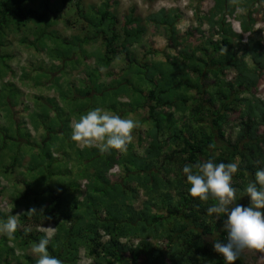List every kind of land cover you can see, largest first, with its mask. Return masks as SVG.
Wrapping results in <instances>:
<instances>
[{
    "label": "trees",
    "instance_id": "obj_1",
    "mask_svg": "<svg viewBox=\"0 0 264 264\" xmlns=\"http://www.w3.org/2000/svg\"><path fill=\"white\" fill-rule=\"evenodd\" d=\"M72 3L83 28L92 34L70 43L48 29ZM262 3L238 0L242 11L236 16L241 29L237 33L228 21L237 14V5L215 0L205 20L211 34L217 30L220 38H208L198 30L201 44L194 46L188 42L189 33L186 38L180 36L177 23L182 14L178 10L162 9L144 20L134 9L120 16L117 0H102L88 9L83 0H0V110L8 123L0 125V193L8 190L2 181L9 183L16 169L25 168L23 187L13 188L7 203L14 213L43 208L42 214L32 217L20 213L23 229H17L11 243L6 236L0 240V264H12L9 256L16 257L8 245L28 251L42 238L39 229L44 226L55 227L48 251L63 264H78L82 248L91 264H225L213 244L215 240L227 243L226 217L216 220L207 215L212 201L201 202L190 195L182 170L186 164L209 158L215 163L235 162L238 171L233 187L244 195L258 168L264 167L257 164L264 160V102L246 96L264 76V38L254 17ZM148 26L168 32L169 46L179 51L178 58L136 67L131 49L146 35ZM24 29L33 40L24 37L20 42L47 52L60 63L53 68L60 74L68 64L73 69L79 62L86 65L90 57L98 68L108 69L118 58L129 66L109 85L100 83L97 69L87 67V80L81 82L79 94L93 99L94 105L85 102L78 109L60 88L63 75L57 78L53 86L59 98L36 99L28 116V125L41 132L35 138L26 122L15 119L13 108L21 102L22 90L5 81L12 59L8 36L20 35ZM91 44L100 45L89 53L84 46ZM79 52L82 56L76 59ZM230 72L237 73L235 82L224 80ZM45 76L40 74L38 79ZM121 98L129 102L122 103ZM94 100L112 112L147 110L150 142L142 147V154L134 152L132 143L125 153L112 150L102 155L96 148H80L71 140L72 119L97 107ZM234 112L239 113L235 138L226 132ZM139 141H144L141 136ZM55 153L73 162L78 169L74 178ZM115 167L122 174L112 180ZM6 219L0 212V221ZM23 257L27 262L19 264H36V259ZM235 264H247L242 253Z\"/></svg>",
    "mask_w": 264,
    "mask_h": 264
},
{
    "label": "rangeland",
    "instance_id": "obj_2",
    "mask_svg": "<svg viewBox=\"0 0 264 264\" xmlns=\"http://www.w3.org/2000/svg\"><path fill=\"white\" fill-rule=\"evenodd\" d=\"M102 0H83V5L86 9L90 8V6H98ZM119 2V15L123 16L129 12V10L134 9L135 14L140 16L144 20L158 11L165 10H178L182 14V18L178 19L177 28L180 33V36L183 38L187 37L189 33V40L194 46L200 45V36L203 32L206 37H213L214 40H219L220 36L218 35V31H213L211 34V30L209 29L208 23L205 20V17L208 16L214 6L215 0H117ZM32 5V4H31ZM198 11V13H197ZM241 12L237 13L235 16L228 18V21H231L233 24V28L237 33L241 32L240 24L238 21L237 15H240ZM256 19V29L262 31V37L264 38V3L260 4L254 15ZM69 21L70 23H67ZM33 24H30L31 27ZM83 22L79 19L78 14L75 12L74 4H70L63 9L62 13L59 14V21L51 28L48 29V32L56 31L57 36L62 39H65L66 42H73L75 38H85L92 34V31L85 27ZM200 30L201 32H199ZM25 32L18 35L17 33L9 34L8 36V44L11 43L10 47H8L7 51L12 56V59L9 60V64L11 66V73L8 74L5 81H9L17 85L23 92L21 102L13 108L15 119L18 122H26L31 131V134L35 138H39V133L35 132L32 126L28 125V116L34 110V102L38 98H59V94L57 90L54 88L53 84L55 80L62 76L59 85L62 91L65 93H69V97L74 99L75 109L81 108L85 102L91 105L93 99L83 97L79 94V91L82 90V81L87 80V73L89 70L87 67L91 69H97L100 74V83L103 84H112V82L118 80L123 72L128 68V62L124 61L123 58H118L110 68H98L96 66L95 59L90 57L87 60L86 65L84 63L79 62L76 68H72V65L67 66L65 70L61 72V74L57 70H53V68L60 66V63L47 54L43 49L29 47V44H22L20 41L22 38H29V41L33 40V37L30 36V31L24 29ZM47 45L49 47H53V42L47 41ZM100 44H91L84 46V49L92 53L95 49H97ZM240 50V48H239ZM134 59L136 60V64L151 67L156 63L166 62L168 57L170 58H178V50H174L169 46L168 42V32L165 29H156L153 26H148V32L141 39L140 43L135 44L131 49ZM237 51V47H236ZM241 52V51H240ZM81 53H78V56L75 57L81 58ZM88 65V66H87ZM135 69V68H134ZM47 73L48 76L43 77V79H38L40 74ZM237 78L236 72H230L225 74L224 80L235 82ZM40 81V83H37ZM215 82L214 80L211 83ZM1 86V82H0ZM76 90V91H75ZM71 91V92H69ZM260 99L264 102V76L259 78L258 87L253 88L251 93L248 92L246 96H252ZM138 98V96H136ZM122 103H128L129 100L126 98L119 99ZM95 106L98 105V100H94ZM81 105V106H80ZM94 106V107H95ZM97 107H100L98 105ZM96 108V107H95ZM90 109H94L91 107ZM105 109V108H103ZM106 111L120 115L122 118H131L135 121L139 122V127L134 129L133 136L134 140L132 144L134 145V152L137 154H142V147H147L149 144V140L147 139V133L150 129V124L147 122V110L139 109L137 112H131L126 114L128 108L123 111L112 112L107 109ZM4 111L0 110V125H8L6 119H4ZM177 118H183L181 115H176ZM239 118V113L234 112L233 116H231L232 123L227 128V135L235 138L238 129L235 127L236 121ZM73 120V119H72ZM140 136L143 138V142H140ZM81 148V147H80ZM125 153V152H124ZM55 158L59 160L61 163L67 165V169L72 171V176L77 175L78 169L73 165V162H69L64 154L55 153ZM67 161V162H66ZM118 166V165H117ZM22 172H25V168H19L14 171L11 175V179L8 182L2 181V186H7L8 190L0 193V212L6 215V218L9 214H17L22 213L24 210L13 212V207L7 203L8 199L11 197V193L14 192L13 188H22L24 182V175ZM112 173H116L114 176L111 175L112 180H116L119 174H122L121 168L115 167ZM67 179V176H64ZM14 184H17V187H13ZM84 183L83 189L84 191ZM140 203L137 204L139 206ZM5 220H1L0 223H3ZM47 227V226H45ZM53 227V226H52ZM23 229V227H20ZM55 236V235H53ZM4 235L0 234V240L3 239ZM10 248H13L14 256H9L8 261L12 264H19L20 262L26 263L27 261L23 256L27 255L33 259L35 257L31 253V248L27 251L21 249L17 245L10 244L8 245ZM86 250L84 248L81 249L80 259L78 264H91V260H89L85 254ZM252 251L245 253V255H250ZM20 260V261H19Z\"/></svg>",
    "mask_w": 264,
    "mask_h": 264
},
{
    "label": "clouds",
    "instance_id": "obj_3",
    "mask_svg": "<svg viewBox=\"0 0 264 264\" xmlns=\"http://www.w3.org/2000/svg\"><path fill=\"white\" fill-rule=\"evenodd\" d=\"M230 3L237 5V13L242 11L238 0H230ZM70 127L71 140L77 146L96 148L103 155L112 150L126 152L134 140L133 131L139 127V122L96 107L80 115L78 119L73 118ZM210 147L215 148V145ZM257 164H264V160L257 161ZM182 171L190 185V195L201 202L212 201L206 209L207 215L216 220L226 217L223 228L227 233V243L215 240L213 244L214 251L224 257L225 264H235L245 250L264 252V167L258 168L255 180L249 182L244 189L246 196L250 198L248 206L236 203L237 189L232 182L238 171L237 163H215L209 158L186 164ZM42 213L43 208L37 210L32 207L23 214L32 217ZM19 215L21 214H9L0 223V234L6 236L10 243L20 227ZM39 231L43 233L42 238L31 246L36 264H63L48 251L55 227L44 226Z\"/></svg>",
    "mask_w": 264,
    "mask_h": 264
},
{
    "label": "crops",
    "instance_id": "obj_4",
    "mask_svg": "<svg viewBox=\"0 0 264 264\" xmlns=\"http://www.w3.org/2000/svg\"><path fill=\"white\" fill-rule=\"evenodd\" d=\"M236 203H240L244 206L249 205V201L247 196L244 194L242 195L241 193H237V200ZM252 251L250 255H245V253ZM244 260L247 264H264V252H259L255 250H245L242 252Z\"/></svg>",
    "mask_w": 264,
    "mask_h": 264
}]
</instances>
